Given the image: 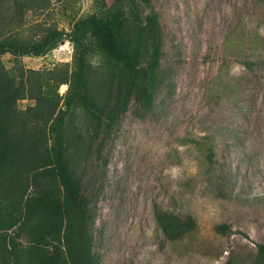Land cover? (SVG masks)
<instances>
[{
    "label": "rangeland",
    "instance_id": "obj_1",
    "mask_svg": "<svg viewBox=\"0 0 264 264\" xmlns=\"http://www.w3.org/2000/svg\"><path fill=\"white\" fill-rule=\"evenodd\" d=\"M96 4L103 0H0V35L37 40L51 26L69 32L74 19L99 10ZM152 9L163 55L151 108L143 113L133 99L110 135L93 141L95 127L105 125L90 115L79 112L69 129L73 142L90 149L77 174L85 194H95L97 264H261L264 0L141 6L144 15ZM72 52L67 41L19 60L25 69L45 71L71 62ZM1 62L9 71L16 64L9 53ZM101 62L94 55L96 70ZM67 88L61 85L60 94ZM29 104L34 100L17 105ZM164 211L192 216L197 226L172 240L157 221Z\"/></svg>",
    "mask_w": 264,
    "mask_h": 264
},
{
    "label": "trees",
    "instance_id": "obj_2",
    "mask_svg": "<svg viewBox=\"0 0 264 264\" xmlns=\"http://www.w3.org/2000/svg\"><path fill=\"white\" fill-rule=\"evenodd\" d=\"M142 4L151 6V0H103L99 10L74 19L69 32L51 26L37 40L0 35V264H97L95 194H85L77 174L90 149L73 142L69 129L84 112L105 125L95 127L93 141L110 135L133 99L143 113L151 108L162 35L158 13L144 15ZM67 41L71 62L45 71L20 63ZM7 53L16 61L12 71L1 62ZM94 55H100L101 69L93 65ZM63 84L68 88L60 94ZM25 98L34 104L21 109L18 101ZM157 221L172 240L197 226L192 216L169 211L157 213ZM218 228L226 232L228 226ZM257 253L264 264V243Z\"/></svg>",
    "mask_w": 264,
    "mask_h": 264
}]
</instances>
